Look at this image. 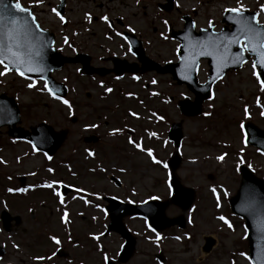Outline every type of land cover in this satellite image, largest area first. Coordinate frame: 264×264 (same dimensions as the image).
<instances>
[{
  "label": "rangeland",
  "instance_id": "374dc122",
  "mask_svg": "<svg viewBox=\"0 0 264 264\" xmlns=\"http://www.w3.org/2000/svg\"><path fill=\"white\" fill-rule=\"evenodd\" d=\"M20 1L35 3L37 20L55 33L63 52L77 49L73 37L78 33V48L87 51L95 63H99V55L112 53L132 59L122 30L135 32L145 53L157 62L175 60L178 43L169 38L167 28L181 29L184 14L192 18L196 29L207 27L210 21L219 29L223 10L243 6L256 11L258 21L264 23L260 7L264 0H173V7L165 12L156 7L164 0H67L63 20L53 12L57 0ZM103 15L120 20L122 25L110 29ZM0 72H4L1 66ZM206 74V64L201 63L199 79L204 80ZM128 75L116 79L102 76L106 82L103 91L101 83L81 77L76 64H67L56 75L68 85L63 100L50 96L39 82L31 81L29 87L11 73L0 76V92L14 95L18 105L28 106V117L21 118V125L45 121L68 131L54 157L47 160L41 153H32L27 143H11L6 129L1 128L0 212L5 209L18 215L21 223L10 232H4L0 223V245L6 250L0 264H105L116 258L123 240L114 232L103 234L108 218L101 196L134 203L167 198L170 186L165 165L173 147L166 131L171 122L179 120L184 137L179 147L182 160L175 174L183 185L194 189V197L186 211L169 205L165 212L167 216L182 214L185 226L153 232L145 219L124 217L137 243L131 258L117 264H251L242 220L229 206L239 183L240 163L264 178V153L244 143L242 128L245 121L264 128V88L251 63L228 72L216 83L198 117L179 113L176 101L190 92L175 84L170 75L153 71ZM128 107L137 112H131L132 118L127 114L134 124L133 145L132 139L127 141L128 130L116 129ZM156 110L164 116H157ZM87 134L99 135L100 143L84 145L81 137ZM145 141L153 144L151 149ZM135 144L142 147L136 149ZM111 176L120 186H115ZM59 183L73 190L62 198L57 195ZM9 184H14L16 191H10ZM58 248L65 257L56 256ZM157 254L164 257L161 263Z\"/></svg>",
  "mask_w": 264,
  "mask_h": 264
},
{
  "label": "water",
  "instance_id": "95a60500",
  "mask_svg": "<svg viewBox=\"0 0 264 264\" xmlns=\"http://www.w3.org/2000/svg\"><path fill=\"white\" fill-rule=\"evenodd\" d=\"M59 1L57 12L62 14L65 0ZM172 2L173 0H166L160 7L164 8V10H170L172 8ZM241 15L249 18L250 23H254V26L264 31L263 24L251 21L250 18L252 16L256 17L254 12L243 11ZM27 18L31 23L33 16L31 15V17ZM238 19L237 14L225 11L221 19L222 22H225V25L220 31H213V24L210 22L208 29L201 28L198 32H195L193 21L188 15H183V30L172 31L170 33L172 37L180 41L177 52L178 61L176 63L165 64L164 66H159L157 63L148 60L144 55L139 41L134 40L132 35H128L127 38L129 39L131 50L135 52L138 59L143 63L140 69L141 72L151 68L156 69L158 72H170L178 83L185 82L188 88L196 94L194 101L191 102L186 99L178 104L181 113L186 116H194L201 112V103L209 96L213 82L220 78L225 71L231 67L234 69L240 67L250 56L254 57L252 60L253 63L258 60V53L249 52L247 49H245L247 54L243 52L242 59H236V54L240 53L241 48L246 43L245 35L239 31L241 25L237 22ZM227 25H230V28H227ZM31 31L33 36L38 39L33 40L31 37L28 38L27 46L22 49L23 57L26 61L31 59L32 65L41 68L42 71H25L23 76H36L43 79L46 82L47 88L52 93L64 95L66 92L64 84L56 82L50 75L53 70L61 68L64 63L80 61L83 64V72L85 73L97 72L103 75L109 71L90 67L87 64L88 61L85 55H78L73 58L61 55L52 47L53 35L47 31L40 30L36 23L31 25ZM234 38L237 43L231 42ZM241 41H243V45H241ZM255 43L256 41H253V44ZM37 52H39V55H36ZM202 53H211V55ZM199 59H207V64L209 65V74L205 84L197 83L196 70ZM112 60L115 61L116 59ZM5 63H8V61H5ZM257 67V75L260 76V80L264 83V75H261L264 74V68ZM12 69L16 70L15 66L10 65V70ZM136 69L137 67L135 65L123 63L115 64L113 68L114 72L119 74L124 71L134 72ZM18 122L19 109L17 104L12 98L1 94L0 127L6 126L8 135L18 139H26L36 149L45 151L48 155L53 154L64 139V131L54 132L45 123H39L35 127H32L31 131H28L20 126H16ZM244 128L246 131V142L257 145L260 150H264V130L258 129L250 122H247ZM167 136L174 146L177 147L182 138L181 123H172ZM180 162L181 157L177 152L173 153L167 161L170 172L169 182L172 188L171 195L168 199H151L145 203L135 205L119 202L111 197L104 198L108 202L106 209L110 219L107 231H116L125 239L118 261H126L133 253L135 245V239L122 223V216L132 214L144 216L149 220L151 227L155 230L164 229L173 224L184 227L185 220L182 215L172 218L165 215V208L169 204H175L181 210H185L192 202L193 190L182 186L179 178L175 174V170ZM240 172L241 180L239 188L236 194L231 197L229 203L231 210L238 216L244 218L249 250L248 255L252 264H261L264 261V181L256 177L243 165L240 166ZM116 184H119V182L116 181ZM68 190L69 188L62 186L64 194ZM1 219L3 221V227L6 230L10 229V221L12 219L16 223H19V217H12L5 211L2 212ZM208 246L209 244L205 246V249ZM0 253H2V250H0Z\"/></svg>",
  "mask_w": 264,
  "mask_h": 264
},
{
  "label": "snow or ice",
  "instance_id": "6c2138e0",
  "mask_svg": "<svg viewBox=\"0 0 264 264\" xmlns=\"http://www.w3.org/2000/svg\"><path fill=\"white\" fill-rule=\"evenodd\" d=\"M261 10L264 11V5H261ZM55 12V9H53ZM225 11L230 13H235L239 17L238 23L241 25L239 29L246 37V43L244 47L241 48L240 53L236 54V59H242V54L247 49L249 52L258 53V60L253 63V68L259 66L260 68H264V31H262L259 27L254 26V23L249 22V18L244 17L241 13L244 11L243 6H238L234 8L226 9ZM23 14V15H21ZM59 15V13H57ZM27 17H31V13L28 8L22 6L20 0H0V64L4 66V72H0V76L4 75L5 72L10 70V65L15 66L18 73L23 76L25 71L34 72V71H42L41 68L37 66H33L31 63V59L25 60L23 57L22 49L27 46L28 38L31 37L33 40L38 39L33 36L31 31V25L35 24L34 18L31 19V23ZM63 20V17H60ZM102 19H107V17H103ZM252 22L258 23L256 21V17L252 16ZM253 41H256L253 44ZM232 43H237L234 38ZM205 55H211V53H202ZM39 55V52L36 53ZM8 61V63H5ZM23 69V70H22ZM256 73L254 72V75ZM264 75V74H261ZM257 79H260V76H257ZM32 87V84L28 85ZM47 87V85H45ZM264 88V83L261 85ZM110 91V89H109ZM64 103H68L64 101ZM247 113V110H245ZM264 115V113H261ZM132 141L130 140V143ZM137 148L140 147L139 144H135ZM89 155H92L90 152ZM148 155L152 156V151L148 150ZM223 157H218V159H222ZM155 163H160V161H154ZM167 167V165H165ZM51 171V169L49 170ZM51 187V184L47 185ZM22 191V189H20ZM79 191V190H78ZM215 191V189H213ZM59 195V193H57ZM152 199H155L154 197ZM219 206V204L217 205ZM67 216V213L64 214V219ZM221 219H224L221 217ZM227 223V221H225ZM229 227L231 225L229 224ZM55 243L59 244L60 241L56 237H52ZM241 255H244L241 253ZM37 259H44L43 257H38ZM264 264V261L261 262Z\"/></svg>",
  "mask_w": 264,
  "mask_h": 264
},
{
  "label": "flooded vegetation",
  "instance_id": "af4514ba",
  "mask_svg": "<svg viewBox=\"0 0 264 264\" xmlns=\"http://www.w3.org/2000/svg\"><path fill=\"white\" fill-rule=\"evenodd\" d=\"M21 2V4L24 6V7H28V8H30L31 9V11H33L34 12V7L36 6L35 5V3H33V4H31V5H28V4H26V3H23L22 1H20ZM112 29H114V26L112 27ZM78 36V35H77ZM77 36H75V38H74V42H75V44L77 45V49H74V51L75 52H84V53H87V51H83V50H81L80 48H78V44H77V42H76V37ZM74 52V53H75ZM88 55H89V57H90V63L92 64V65H94V66H97V67H110L112 64H111V62L110 61H106L105 59H107V58H110L111 56H113V55H116V54H111V55H99L98 56V58H99V63H95L94 61H93V59H92V56L89 54V53H87ZM118 56V55H117ZM121 59H125V60H127L128 62H135V59L133 58V57H131L132 59L131 60H129L128 59V57H126V55H122V56H119ZM94 58V57H93ZM152 59V58H151ZM154 60V59H153ZM156 61V60H155ZM165 62H168V61H165ZM164 62V63H165ZM77 68H78V72H80V69H79V65H77ZM127 74H129V73H127ZM126 74H124L123 76H125ZM138 75V74H137ZM81 76V75H80ZM106 76H111V78L112 79H116L117 77H115L112 73H109V74H107ZM128 76H132V74H129ZM81 77H83V78H85L87 81H89V80H92V81H96V82H99V83H101L102 84V88H103V91H105V85H106V82H105V80L104 79H102L103 77H99L98 75H96V74H92V75H90V76H86V75H83V76H81ZM34 80V79H33ZM88 93H90V92H86L85 93V96L88 98V97H90V95L88 94ZM16 94H18V91L16 90ZM9 95H11V94H9ZM14 96V95H13ZM170 102H172V100H173V98H171L170 97ZM175 102V101H174ZM75 105V104H74ZM19 106L21 107V118L23 117V118H27L26 117V115H25V113H26V110L28 109V106H27V104L26 103H20L19 104ZM27 108V109H26ZM128 111H125V119H124V121L116 128V129H120V131L121 132H123V131H126L127 132V130H128V134H129V137H128V140L127 141H129V138L130 139H132V144L131 145H133L134 143H135V136L133 135V125L134 124H132L131 123V121L129 120V118H128V116H127V114L132 118V113L131 112H133V113H137V112H134V111H131V107H128ZM27 114V113H26ZM76 119V118H75ZM73 120V121H76V120ZM96 122H98V120L96 119ZM34 125V124H33ZM52 126V125H51ZM25 128H29V127H31V125L30 124H27L26 126H24ZM53 128H54V126H52ZM55 129V128H54ZM113 129V128H112ZM57 130V129H56ZM86 136H90V138H88V139H86V141L84 140V137H86ZM127 138V136H125V139ZM81 139H82V143L84 144V145H86L87 144V146H89V145H91V144H95V142H98V140H99V135H96V134H87V135H83L82 137H81ZM9 140H10V142L11 143H17V142H21V143H26V142H24V141H17V140H14V139H12V138H9ZM88 142H94V143H88ZM100 142H98V143H96L95 144V146L97 145V144H99ZM131 145H127L129 148L131 147ZM141 147H139V148H136V149H140Z\"/></svg>",
  "mask_w": 264,
  "mask_h": 264
},
{
  "label": "bare ground",
  "instance_id": "6f19581e",
  "mask_svg": "<svg viewBox=\"0 0 264 264\" xmlns=\"http://www.w3.org/2000/svg\"><path fill=\"white\" fill-rule=\"evenodd\" d=\"M202 254H203V251H202Z\"/></svg>",
  "mask_w": 264,
  "mask_h": 264
}]
</instances>
